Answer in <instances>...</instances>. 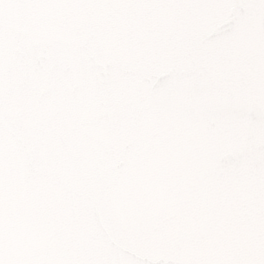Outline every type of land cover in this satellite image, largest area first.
Listing matches in <instances>:
<instances>
[{"label":"water","instance_id":"water-1","mask_svg":"<svg viewBox=\"0 0 264 264\" xmlns=\"http://www.w3.org/2000/svg\"><path fill=\"white\" fill-rule=\"evenodd\" d=\"M0 264H264V0H0Z\"/></svg>","mask_w":264,"mask_h":264}]
</instances>
